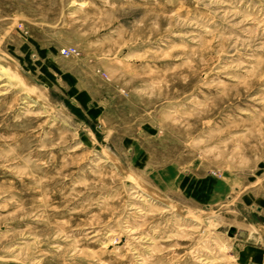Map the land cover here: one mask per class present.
<instances>
[{
  "label": "rangeland",
  "instance_id": "obj_1",
  "mask_svg": "<svg viewBox=\"0 0 264 264\" xmlns=\"http://www.w3.org/2000/svg\"><path fill=\"white\" fill-rule=\"evenodd\" d=\"M0 264H264V0H0Z\"/></svg>",
  "mask_w": 264,
  "mask_h": 264
},
{
  "label": "built area",
  "instance_id": "obj_2",
  "mask_svg": "<svg viewBox=\"0 0 264 264\" xmlns=\"http://www.w3.org/2000/svg\"><path fill=\"white\" fill-rule=\"evenodd\" d=\"M60 55L64 58L74 57L77 55V50L74 47H66L61 49Z\"/></svg>",
  "mask_w": 264,
  "mask_h": 264
},
{
  "label": "crops",
  "instance_id": "obj_3",
  "mask_svg": "<svg viewBox=\"0 0 264 264\" xmlns=\"http://www.w3.org/2000/svg\"><path fill=\"white\" fill-rule=\"evenodd\" d=\"M185 190H191V191H195L197 193V195H202L204 193V186L202 185H199V184H188L187 182V185H185Z\"/></svg>",
  "mask_w": 264,
  "mask_h": 264
},
{
  "label": "water",
  "instance_id": "obj_4",
  "mask_svg": "<svg viewBox=\"0 0 264 264\" xmlns=\"http://www.w3.org/2000/svg\"><path fill=\"white\" fill-rule=\"evenodd\" d=\"M235 233H236V228H231V229L229 230L228 235H229L230 237H234ZM241 233H242V232H241Z\"/></svg>",
  "mask_w": 264,
  "mask_h": 264
}]
</instances>
